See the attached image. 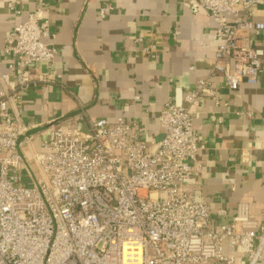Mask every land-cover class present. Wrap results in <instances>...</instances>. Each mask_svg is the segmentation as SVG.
<instances>
[{
	"label": "built area",
	"instance_id": "built-area-1",
	"mask_svg": "<svg viewBox=\"0 0 264 264\" xmlns=\"http://www.w3.org/2000/svg\"><path fill=\"white\" fill-rule=\"evenodd\" d=\"M14 1L11 11L20 15ZM33 1L0 47L9 59L0 76V264H240L237 255L244 264H259L264 222L251 217L249 204L237 203L226 220L227 208L213 213L187 181L201 169L204 146L194 129V106L217 96L218 76L235 90L264 74V48L253 43L264 33V21L254 19L264 0L187 4L193 16L208 14L221 42L186 104L165 102L159 141H149L140 122L123 117L89 119L81 130L82 110L52 121L42 151L30 161L24 94L52 82L33 71L54 66L58 54L50 0ZM239 6L242 14L231 19ZM143 51L156 57L157 46Z\"/></svg>",
	"mask_w": 264,
	"mask_h": 264
},
{
	"label": "crops",
	"instance_id": "crops-1",
	"mask_svg": "<svg viewBox=\"0 0 264 264\" xmlns=\"http://www.w3.org/2000/svg\"><path fill=\"white\" fill-rule=\"evenodd\" d=\"M192 0H50L51 29L58 54L52 67L34 69L51 83L32 85L24 94L22 119L30 127L28 159L42 151L50 123L82 110L77 124L87 130L89 119L138 121L149 141L163 133L159 116L165 102L185 105L197 80L208 74L221 40L215 23L200 10L193 16ZM17 4H16V3ZM33 0H0V47L18 22L25 20ZM112 6L113 10H109ZM104 8V16L100 10ZM236 7L234 19L242 14ZM264 21V3L254 13ZM264 48V33L253 39ZM156 45L153 57L143 47ZM9 59L0 52V76ZM216 97L195 105L194 129L203 148L201 169L187 181L188 189L209 203L214 213L227 208L229 220L237 203L247 202L251 217L264 222V74L257 84L228 87L221 77ZM1 85V77H0ZM222 118V122L211 116ZM228 252L230 247H226ZM244 264V258L237 255ZM259 264H264V256Z\"/></svg>",
	"mask_w": 264,
	"mask_h": 264
}]
</instances>
